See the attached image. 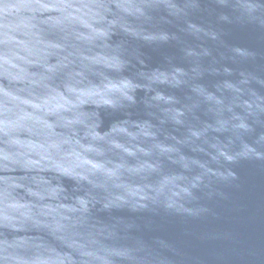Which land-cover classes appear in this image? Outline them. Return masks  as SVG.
Instances as JSON below:
<instances>
[{"label": "clouds", "instance_id": "9594fccd", "mask_svg": "<svg viewBox=\"0 0 264 264\" xmlns=\"http://www.w3.org/2000/svg\"><path fill=\"white\" fill-rule=\"evenodd\" d=\"M242 163L264 0H0V264H264Z\"/></svg>", "mask_w": 264, "mask_h": 264}, {"label": "water", "instance_id": "95a60500", "mask_svg": "<svg viewBox=\"0 0 264 264\" xmlns=\"http://www.w3.org/2000/svg\"><path fill=\"white\" fill-rule=\"evenodd\" d=\"M235 39L238 41L256 44L255 35L250 32H238L235 34ZM241 177L242 187L233 192L234 200L242 207L238 212L230 213V218L235 217V220L230 222L242 234L248 235L257 227L264 230V212L261 213L259 223L249 224L246 222L249 216H252L257 209V205H264V174L258 173L255 167L248 163H242L238 167ZM169 235H177L181 225L178 222L172 221L165 225Z\"/></svg>", "mask_w": 264, "mask_h": 264}]
</instances>
